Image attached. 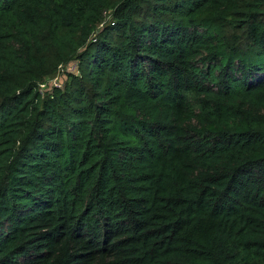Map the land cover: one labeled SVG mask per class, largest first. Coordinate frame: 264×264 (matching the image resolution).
<instances>
[{
  "label": "trees",
  "instance_id": "1",
  "mask_svg": "<svg viewBox=\"0 0 264 264\" xmlns=\"http://www.w3.org/2000/svg\"><path fill=\"white\" fill-rule=\"evenodd\" d=\"M0 264H264V0H0Z\"/></svg>",
  "mask_w": 264,
  "mask_h": 264
},
{
  "label": "built area",
  "instance_id": "2",
  "mask_svg": "<svg viewBox=\"0 0 264 264\" xmlns=\"http://www.w3.org/2000/svg\"><path fill=\"white\" fill-rule=\"evenodd\" d=\"M59 72H63V73H66V72H77V63L75 62V61H72V62H70L69 64H67L65 67H63V66H60L59 67V71H58V73ZM55 78L56 77H54L51 81H50V84L53 82V80H54V83H55ZM53 83V84H54ZM52 84V85H53Z\"/></svg>",
  "mask_w": 264,
  "mask_h": 264
},
{
  "label": "rangeland",
  "instance_id": "3",
  "mask_svg": "<svg viewBox=\"0 0 264 264\" xmlns=\"http://www.w3.org/2000/svg\"><path fill=\"white\" fill-rule=\"evenodd\" d=\"M55 77H56V78H55V83H54V80H53V82H52L51 85H49V86H54V85L62 84L63 80H65V79H64V78H65V74H64L63 72H59V73H57ZM46 83H47V82H44L43 84L40 85V88H41L43 91H45V90L48 88V86H46ZM53 83H54V84H53ZM48 84H50V82H49ZM52 84H53V85H52Z\"/></svg>",
  "mask_w": 264,
  "mask_h": 264
}]
</instances>
